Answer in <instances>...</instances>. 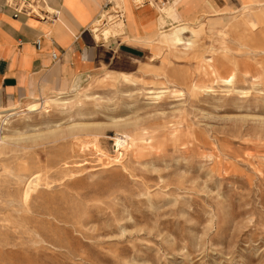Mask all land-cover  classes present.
<instances>
[{
	"label": "rangeland",
	"instance_id": "obj_1",
	"mask_svg": "<svg viewBox=\"0 0 264 264\" xmlns=\"http://www.w3.org/2000/svg\"><path fill=\"white\" fill-rule=\"evenodd\" d=\"M151 44L0 113V264H264V5Z\"/></svg>",
	"mask_w": 264,
	"mask_h": 264
},
{
	"label": "crops",
	"instance_id": "obj_2",
	"mask_svg": "<svg viewBox=\"0 0 264 264\" xmlns=\"http://www.w3.org/2000/svg\"><path fill=\"white\" fill-rule=\"evenodd\" d=\"M16 1L0 0L3 111L34 98L68 92L75 80L80 78L84 83L101 71L137 74L143 60L154 52L151 43L171 27H191L205 19L234 14L242 6L264 5V0H148L141 5L123 0L121 9L112 13L118 0H38L32 6L34 15L14 16ZM158 3L163 6L157 7ZM44 11L56 12V20L35 15ZM110 12L121 30L103 38L99 31L109 22H102L101 16ZM93 25L97 26L96 34ZM172 33L179 31L169 35ZM51 53H55V61Z\"/></svg>",
	"mask_w": 264,
	"mask_h": 264
},
{
	"label": "built area",
	"instance_id": "obj_3",
	"mask_svg": "<svg viewBox=\"0 0 264 264\" xmlns=\"http://www.w3.org/2000/svg\"><path fill=\"white\" fill-rule=\"evenodd\" d=\"M38 0H18L13 4L14 7V16H16L17 14H33L34 15V10H32V6H34V4L37 2ZM148 0H134L136 5H141L143 2H147ZM9 3V2H7ZM159 5L157 7H162L163 3H158ZM37 17H39L42 20H49V21H54L56 20V12H48V11H44L42 12V14H35ZM40 15V16H39ZM34 45L36 48H38L39 42L38 40H36L34 42ZM51 59L53 61L56 60V55L55 53H51L50 55Z\"/></svg>",
	"mask_w": 264,
	"mask_h": 264
},
{
	"label": "bare ground",
	"instance_id": "obj_4",
	"mask_svg": "<svg viewBox=\"0 0 264 264\" xmlns=\"http://www.w3.org/2000/svg\"><path fill=\"white\" fill-rule=\"evenodd\" d=\"M114 8V7H113ZM249 16V15H248ZM248 18V17H247ZM248 20H250V19H248ZM168 41L170 42V43H183V40L180 38V35H179V33H172L171 35H169V39H168ZM189 44H193L192 43V41L190 42L189 41ZM16 109L15 108H13V109H11L10 108V110H6V111H2V112H0L2 115L3 114H7V113H10V112H13V111H15ZM18 111V110H17ZM21 111V110H20ZM20 111H18V112H20ZM29 111H30V113H33V112H36L37 111V108H34V107H31V108H29ZM13 114L14 113H12V114H9V115H6L5 117H9V116H13ZM126 137V136H125ZM128 138V137H127ZM3 142H4V138L3 137H1L0 138V144H3ZM124 145H125V140H124V138L122 137V135H118L117 136V139H116V148H119L118 150H120V149H122L123 147H124Z\"/></svg>",
	"mask_w": 264,
	"mask_h": 264
},
{
	"label": "water",
	"instance_id": "obj_5",
	"mask_svg": "<svg viewBox=\"0 0 264 264\" xmlns=\"http://www.w3.org/2000/svg\"><path fill=\"white\" fill-rule=\"evenodd\" d=\"M83 82L82 79H77L75 80V82H73L72 86L70 87V89L68 90V93H74L76 91V89L79 88L80 84Z\"/></svg>",
	"mask_w": 264,
	"mask_h": 264
}]
</instances>
